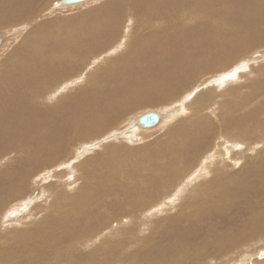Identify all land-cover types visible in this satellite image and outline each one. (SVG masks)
<instances>
[{
	"label": "bare ground",
	"instance_id": "obj_1",
	"mask_svg": "<svg viewBox=\"0 0 264 264\" xmlns=\"http://www.w3.org/2000/svg\"><path fill=\"white\" fill-rule=\"evenodd\" d=\"M44 1L0 0V23L9 25L23 21L20 20L23 17L34 18L32 15L36 12V6ZM86 1L89 0L74 3L58 0L54 6L60 8ZM76 16L39 22L32 26V36L23 30L26 34L22 38V46L11 48L0 61V144H4V147L0 146V198L6 196L0 200V212L7 206L13 207L4 215L5 221H8L21 210H30L29 204H34L32 209H38L41 204L34 201L45 195L48 198L44 203L49 204L39 223L29 224L30 222L24 220L20 228H11L7 235L0 236L4 242L8 239L15 244L13 248L11 244L0 247V264H65L64 258H76L78 254L79 261H74L75 264H85L84 259L90 256H86L80 250L81 247L90 246L91 251L98 254L112 252L109 247L121 246L126 236L131 239L132 229L128 228V224L134 222L133 216H129L125 230L113 228L120 222L115 216L114 223L108 218L110 224L107 221L101 223V228L94 230L97 234L90 232L89 235L94 234L91 239H83L81 233L84 231L79 230L77 225L68 227L70 222L64 219L71 206L78 205L81 209L83 206L95 204L88 212L79 211L77 216L76 224L80 222L88 225L87 214L98 213L94 211L97 206L101 202L105 204L104 201H99L98 196H111L120 189V185L125 186L127 191L136 190V196L141 195L137 202L139 206H151V195L166 194L169 188L176 186L173 179H182L188 165L189 168L194 165L216 129L220 131L219 135L227 140L245 142L244 150L234 156L232 163L225 159L217 160L219 163L215 162L210 168L206 179L190 185L189 191L193 193L188 192L185 195V201L179 204L177 213L180 214L176 218L175 215L166 218V215L157 219L155 225L152 223L155 228L151 232L157 233L155 241L161 242V235L167 233L168 239L164 240L167 248L162 249L160 258L146 259L147 261L144 259L142 264H204L203 260L208 257L227 256L231 248L254 239H262L263 236L258 235L264 232V63L259 61L264 59V54L260 55L257 51L253 53L252 60H259L253 62L254 66H250L248 70L251 62L247 60L237 59V65L228 64L239 58L241 51L245 49L264 48V0H104ZM58 28L77 29L73 37L76 42L70 44L64 40L60 44L52 40L53 30ZM12 31L18 33L21 29L17 27ZM35 33L39 36L42 34L41 39L44 37L43 41L37 38L41 41L40 44L33 38ZM11 34L13 35L12 32ZM122 36L123 42L118 43ZM0 39L1 47V36ZM111 39L116 40L111 42ZM94 41L99 44L100 51L116 53L115 60L110 58L109 61L122 68L126 63L133 66V57L145 53L147 57L142 55L144 61L139 64H147L152 71L143 77L140 72L145 70L140 67L138 72H130L129 77L124 80L120 79L122 72L116 73L120 69L117 67L107 75H116L117 79L123 80L122 83H118L114 88L106 87L108 84L104 86L108 82L107 75L100 72V66L93 68L95 63L91 52L96 47ZM152 42H156L154 49L160 54L156 57L150 56ZM190 47L195 48L196 52L190 51ZM72 52L75 54L73 58L70 55ZM164 55L168 56L167 59ZM86 65L88 71L85 70L84 74L76 76L80 68L82 69L81 66ZM195 66L200 67L196 71L199 73L196 77L199 79L203 73L208 75V72L211 74L219 71L210 82L215 88L207 87L209 89L205 88L197 93L191 104L193 115L166 130L167 140H164L165 145L160 150L154 151L156 147L152 149L149 146L129 151L107 143L101 151L86 156L72 168L73 172H81L76 174L81 176V181L74 193L59 192L53 185L55 182L42 188L40 182L33 184L32 175L36 166L49 167L59 161L63 165L73 162L78 153L82 155L96 146L97 142L89 143L90 140L100 138L98 136L104 134L110 125L121 115L134 109L137 104L159 102L167 96L165 92L168 89H171L172 94H168L172 96L192 84H197L193 93L196 89H201L203 85L199 86V83L194 82L192 68ZM223 66L228 67L221 70ZM50 70L56 72L55 75L52 72V75L47 76L46 73ZM27 73L30 76L26 77ZM101 73L104 75L98 77ZM246 73L254 76L251 78ZM239 75V78L244 77L243 82L237 81ZM67 76L72 77V80L63 79ZM148 77L149 80L145 81ZM11 78H15L16 85L8 84ZM27 78L32 85L28 90H24L31 84ZM72 81L78 83L79 87L66 93L64 85ZM149 82L159 84L155 83V89H151L146 86ZM34 83L41 85L36 87ZM162 86L164 88L160 89ZM3 88L12 93L8 94ZM34 88L39 90L34 93ZM31 95L42 99L53 98L49 101L53 102L40 106L32 101ZM85 98H88V105L83 104ZM209 100L213 110L208 112L211 113L212 119L213 116L218 118L215 124L205 118L207 116L194 117L202 110L204 102ZM156 113V126L167 121L165 113ZM142 115L133 117L130 122L131 133L138 128H150L140 123ZM69 133H73V137L66 136ZM70 146L76 152L67 156ZM235 147L239 148L241 145L236 144ZM140 153L149 157L151 161L147 160L148 163L154 164L158 173L155 179L149 178L147 174L139 176V181L135 176L131 178L137 167L126 165L132 156ZM185 156L188 162H182ZM214 158L216 160L215 156ZM137 164L138 168L146 165L142 160H138ZM52 168L54 167L50 169ZM119 168L123 170V178L119 175L121 172L117 171ZM50 173L55 179H62L63 174H57L56 169L44 175L48 177L51 176ZM203 173H206V170ZM162 181L167 183V189L154 187ZM196 186L198 187L194 189ZM52 211L61 212L55 214ZM158 211L162 209L158 208L155 212ZM112 213L117 214L114 210ZM182 214L184 218L188 215L184 220L185 228L181 225L184 223ZM138 220L135 218V221ZM162 225L166 229L159 227ZM5 229L6 226L0 220V230L6 231ZM88 230L86 228V231ZM137 240H134V244ZM178 245L188 247L181 251L179 256H173L172 249ZM122 248L114 264H136L126 259L132 255L129 253L131 250L128 247ZM125 250H128V253Z\"/></svg>",
	"mask_w": 264,
	"mask_h": 264
},
{
	"label": "rangeland",
	"instance_id": "obj_2",
	"mask_svg": "<svg viewBox=\"0 0 264 264\" xmlns=\"http://www.w3.org/2000/svg\"><path fill=\"white\" fill-rule=\"evenodd\" d=\"M102 1H104V0H89V1H86V2H83V3H80V4H75V5L72 4V5L65 6V7L55 8L54 5L57 4L58 0H45L44 2H42V3H40V4H38L36 6L37 7L35 9L36 12L32 15L34 18H31L30 16H29L30 17L29 19L23 17V18L20 19V20H23V21H21V22H18V21L17 22H13V23H11L9 25H6V24L3 25V22L0 23V36H1L2 40H3V44L0 47V61H2L3 58L5 57V55L7 53H9L11 48H18V47L22 46V38L26 34L25 32L30 33L29 36H32L31 34H32V31H33L32 30V26L33 25H35V24H37L39 22L45 21V20H51V19L57 20L60 17L61 18H69V17L75 18V17H77L76 15L78 13L84 12V11L94 7V6H97ZM25 19H27V20H25ZM126 20H128V19H126ZM127 23H128V21H127ZM17 27L18 28L20 27L21 31L18 32V33H14L12 30H13V28H17ZM11 32L13 33V35L11 34ZM61 32H63V33H61ZM76 32H77V29H75V28H67V30L63 29V28L54 29L53 33H52V40H54L55 42H59L60 44L62 42H64V40H66L70 44L71 43H75L76 40L73 37L75 36ZM41 35L42 34H40V36H39L37 33H35L33 35V38H35V40L37 41L38 40L37 38L41 39L40 37L43 36V35L42 36ZM64 37H66V38H64ZM41 40L43 41L44 37ZM115 40L116 39H114V40L111 39V42H114ZM122 40H123V36L121 37V40L118 41V43L123 42ZM40 42L41 41L38 40L37 44H40ZM94 43H95L96 47L91 52V55H93V57L92 56L91 57L94 58L93 62L95 63V65L93 67V65L88 64V65L91 66V68L92 67L93 68H97L98 66H100V70H102L100 72L105 73L107 75L108 72H110V71L112 72L117 67H119L120 69H118L116 73H121L122 72L121 73L122 75H121L120 79L123 78L124 80L127 79V77H129L128 75H130L129 74L130 72H131V74L134 73V72L135 73L138 72L140 70V67H141V69L145 70V71L140 72L143 77L146 76L149 71H152L151 67L147 66V64H146L147 60L144 62V64H146V65L139 64L140 62L142 63V60L144 61L143 56L144 55L146 56L145 53H141L139 56L136 55L135 57H133V60L136 63L135 64L133 62V66H132L131 63H126V64H124V66L122 68L120 65L116 66L115 63L110 62L111 59H112V61L115 60L114 58L116 57V53L100 51L101 49L98 48L99 44L97 43V41H94ZM155 46H157L156 42H152L150 44V47L152 48L151 52H150V56L151 57H153V56L156 57V56L160 55L159 52H157V50H155L156 49ZM154 47H155V49H154ZM189 49L192 52H196L195 48L190 47ZM256 51L260 55H261V53L264 54V48L263 47H262V49L261 48L245 49V50L241 51L240 55L238 56L239 58H236L233 62L228 64V66L229 65H237L240 60H247V61L251 62V64H249V66L247 67V70H248V68L250 66H254V65H252L253 62H255L256 60H259L258 58L254 59L255 61L252 60V56L251 55L253 53H255ZM100 52L102 54H100ZM168 52H169V50H168ZM105 54H107L109 56H107ZM70 55L72 56V58L75 57L74 52H72V54H70ZM250 56H251V58H250ZM164 57L167 59L168 56L164 55ZM104 59H105V61H104ZM95 60L97 61V63H96ZM137 61H138V64H137ZM259 62L264 63V59L262 61L260 60ZM87 63H88V61H87ZM88 65L81 66L82 69L80 68V70H79L80 72L78 71L79 73H77L75 75L77 76L79 74L81 76V74L85 73V70L88 71V68H87ZM104 65H105L106 69L103 68ZM228 66H225V68H224V66L221 67V70L226 69ZM83 67H84V69H83ZM199 69H200L199 66L198 67L195 66L194 68H192V73H193L194 82L199 83V86L203 85L201 87V89L200 88L196 89V91L193 93V88L196 87L197 84H196V86L194 84H192L191 86H189V88L184 89L186 92L184 90H182L181 92H179L177 94L175 93L174 96L169 95V94H172V91L170 93L171 89H168L165 93L170 98L165 96V98L161 99V101L153 103V104H149V103L145 104V102L137 104L136 107L134 106L135 108L133 107L134 109H132L128 113H125V114L121 115V117L114 124L109 126L110 128H108V130L104 134H101L100 136H98L100 138H97V136H96L97 139H93L92 138L93 140H90L89 143H93L94 144V143L97 142L96 146H94L93 149H90V151H85L82 155L78 153L76 155L75 159L73 160V162L70 161L71 163L67 162L66 164L63 165L62 162L59 161V162H57V164L49 166V167L48 166L43 167L41 165L36 166V169H34L35 173L32 175L33 184L34 183L36 184V182L37 183L40 182V185H41L40 188H42V187H44L47 184L55 182L53 185L59 190V192L62 191L61 193H64V194L74 193L75 189L78 188V186L80 185V181H81V176L78 177L76 174L79 175V173H81V172L80 171L73 172L72 168L77 164L78 161L81 162L82 159H84L86 156L93 155L96 152L101 151L102 148H103V145H106L107 143L111 144L113 146H116V147H118L120 149L124 148V149L129 150V151L136 150V149L143 148V147L147 148L149 146L152 149L156 147L154 149V151L160 150L162 148V146L165 145L163 143L164 140H167V138L165 137L166 130L168 128L172 127V125H174L175 123L181 122L184 119L190 118L193 115L191 104H192L193 98L197 95V93L202 91V90L204 91V89L207 88V87H209L210 89L212 87L215 88V85L213 83L211 84L210 82L218 74L219 71L211 72V74H209V72H208V75H207V73L206 74L203 73L202 74L203 76H201V79H199L198 77H196V75L199 74L196 71L199 70ZM52 72H53V75H55L56 72H54L53 70H50L48 73H46L47 76L48 75H52ZM244 72H247V71H244ZM102 73L98 77H101L102 75H104ZM28 74L29 73L26 74V77L30 76V74L29 75ZM246 74L248 75V73H246ZM34 75H35V73L33 74V76ZM70 76H67L66 78H63V79L64 80L65 79L66 80H70V79L72 80V77L70 78ZM248 76H250L252 78L254 75L253 74H249ZM107 77H108V79H106V81H108V82H106L104 84V86H106L108 84V86H106V87H109V88H112V86L114 88L118 83H122V81H123V80L117 79L116 75H115V77L114 76L113 77H109L107 75ZM239 77H240V75L237 77L238 78L237 81L243 82L244 81V79H243L244 77L243 78H239ZM150 78H151V75H150ZM14 79L11 78L10 81L8 82V84L10 83V84L16 85V82H15ZM27 79H29V78H27ZM144 80L145 81L149 80V77L147 79H144ZM27 81L30 82V79L27 80ZM75 81H77V80H75ZM75 81H72V82L67 83V84L64 85L63 89L66 91V93H69L73 89L76 90L79 87V84L76 83ZM60 83H58V84H60ZM155 83L159 84L158 82H153V83L149 82L148 84H146V83L145 84H146L147 87H149L151 89H155V85H154ZM34 84H35V86L36 85L37 86L41 85L40 83L39 84L34 83ZM206 84H207V86H205ZM31 85H32V83L27 88H25V89L23 88V89L24 90H28ZM35 88H34V90H35ZM161 88L163 89L164 87L162 86V87H160V89ZM209 88H207V89H209ZM57 89H58V91L60 90L59 87ZM216 89H217V87H216ZM3 90L4 91L6 90V92H8V94L12 93L11 91L9 92V90L5 89V88H3ZM20 90H22V89H20ZM38 90L39 89L35 90L34 93H36ZM102 91H103V89H102ZM108 91H110V90H108ZM190 91H191L192 95L189 96ZM36 95H38V94H36ZM98 95H100V94H98ZM5 96H7V93H6ZM117 97H120V96H117ZM96 98H97V96H96ZM31 99H32V101L37 102V104L40 105V106H45V105H48V104L53 102V101L49 102L53 98H46V99L44 98V99H42V97H36L35 95L34 96L31 95ZM99 99H100V97L98 98V100ZM223 99H225V98L223 97ZM88 102H89L88 98H85V100L83 101V104L84 105L85 104L88 105ZM210 102H211V100L205 101L202 110L199 111L197 114H195L194 117L197 116V115L198 116H204V117L207 116L205 118H207L210 122L215 124V123L218 122V118L213 116V119H212L211 113L208 112L210 110L211 111L213 110V107L210 104ZM179 109H180V111H179ZM149 111H156L160 115L165 113V117H166L167 121H165L164 123L161 122L157 126L155 124L152 128L150 127L148 129H141V128L137 127L138 129H135L134 130L135 132L132 131V133H131L130 132L131 131L130 130L131 129L130 128V125H131L130 122L133 121V119L136 116H140V115H142V114H144L146 112H149ZM171 111H173L174 113L171 112ZM176 111H178V112H176ZM215 112H217V111H215ZM208 115H209L210 118L208 117ZM248 124H249V122H248ZM251 124H252V122H251ZM219 134H220V131H218V129H216V131L214 130L212 139L209 141L208 145H206L204 147V151L201 152L202 154L200 153L198 155V157H200L202 159L197 157L194 165L191 164L192 167L189 168V165H188V168L186 169L185 173L183 174L184 176H182V179H180V180L177 179V178L173 179V184L176 185L175 187L173 186L174 190H173V187H171V188H169L168 193H166V194H164V193L161 194L160 193V194L157 195V193H156L154 196L151 195L150 198L152 200H150V202L153 203V204H150L151 206H147V207H143L142 205L139 206L137 204V202L141 198V195L140 196H136V194H135L136 190L131 192L132 189H130L129 191H127L126 187L125 186H121V185H120V189H117V192H114L113 195H111V196H106L107 194H105L104 196L103 195H99L98 196L99 201H104L105 204H101L102 203L101 202L99 204V206H97L96 210H94V211H96L98 213H96V214L93 213V215H89V213L87 214V216H88L87 217V220H88L87 222H89L88 225L86 223L82 224L80 222H79V224L78 223L76 224V221H77V218H78L77 216L80 213L79 211L82 210L83 212H88L89 208H91L92 206H95V204L94 205L91 204L89 207H84L83 206V207H81V209L78 207V205H72L70 210L65 214L64 219L66 220V222H70L68 227H71L72 225H77L76 227L79 230L82 229V231H84V232L81 233V238H83V239H91L92 235L97 234L98 232H96L94 230L101 228V225L104 224L105 221H107V223H109L108 218L112 219V222L113 221L115 222L116 220L120 221L119 224L117 223L113 227L115 230H119L120 228L125 230L126 229L125 228V223L128 222V219H129L130 215L133 216V221L134 222H132V223L129 222V224H128V228L132 229L131 232H130L131 236H132L131 239L126 236L125 237V242H124V244L121 243L122 244L121 246L113 245V248L109 247V251L112 250V252H109L108 254L106 252H103L102 254H98L97 252L96 253L92 252L91 251L92 247H90V246L81 247L80 250L82 252H84L86 256H90L89 258L84 259L85 260V264H88V262H89V264H114L115 263V259L121 254L120 252H122V249H123L122 247H125L126 249L128 247V249H130V247H132V246L133 247L130 249L131 252H129L130 254L132 253V255L126 257V259L128 261H131L133 263L135 262L136 264H142L144 259H145L144 261H147L146 259L152 260L153 258H155V259L160 258L161 256L159 257V255L162 252V249L167 248V247H165L166 241L164 242V240H167L168 238H167V235H166L167 233L164 232L165 234L161 235V236H163V237H161V239H162L161 242L160 241L157 242V241L154 240V238L157 235V233L156 232L152 233L151 230L153 228H155L154 227L155 221H158L157 219L166 217V215H167L166 218L174 217L173 215H175V218H176L180 214V213H177L179 204H181L182 202L185 201V195L188 192H189V194L193 193L191 190L189 191V186L190 185L193 186L194 184L198 183L200 180L206 179L209 176V174H207L208 171L210 170V168H212L214 166L215 162L219 163L220 160H224L225 159L228 162L232 163L234 161V159H235L234 156H237L239 153L242 152V150H244V146H245L244 143L245 142L241 143L239 141H234V140L230 141V140L225 139L224 137H222V135H219ZM70 135L73 137V133H69L66 136H70ZM128 135H129V137H128ZM71 136L69 138H71ZM161 140H162V142H161ZM76 141H78V140H76ZM98 142H100V143H98ZM221 143H223V144H221ZM236 144H240L241 147H239V148L235 147ZM83 145L84 144L82 143L81 146H83ZM0 146L2 148V147H4V144H0ZM78 151L79 150H77V152ZM72 152H73V155H74L76 150L72 146H70L69 151H67V153H66L67 156L69 154H72ZM203 153H204V155H203ZM214 156L216 157V160H215ZM144 157H145L146 160L144 159ZM154 159L156 161L159 160V158H154ZM138 160L144 161L146 163V165L142 166V168L141 167L138 168V164H137ZM147 160L151 161L149 159V157L144 156V153L136 154L135 156H132L128 160V163H127L126 167H128V165L133 166V167H137L136 168L137 171L133 172L134 174L131 175V178H133V176H135V178H137L138 181H139L140 180L139 176H141L143 174H147L149 178H153V179L156 178V175H158V173H157V171L155 169V166L152 163H148ZM217 160H219V161H217ZM185 161L188 162V158H186V156H185V160L182 161V162H185ZM178 163H181V162H178ZM50 165H51V163H50ZM51 167H54V168L50 169ZM120 167H122V166H120ZM53 169H56L57 174L60 173V172L63 174L62 179H55L53 177V174H51L52 172L50 173L51 176L46 177L44 175V174L49 173ZM205 170H206V173H203ZM70 171H71V173H70ZM117 171L121 172V173H119V175H120L121 178H123V170L121 168H119V169H117ZM69 176H70V178H69ZM74 178H75L76 181H74ZM135 178H134V180H135ZM34 180H35V182H34ZM124 184H126V182ZM28 185H30V180L28 181ZM166 185H167V183L165 181H162L161 183H159L158 185H156L154 187L155 188H159V189H167L168 185L167 186ZM197 187L198 186L193 187V188L195 189ZM180 193H181V195H180ZM46 196L47 195L37 199V201H34V202H36V204H41L38 209H36V208H35L36 210L32 209L31 207H33L34 204L33 203L29 204L30 205V210H21L12 219H9L8 221H5L4 215H6L7 212L10 209H12L13 207L7 206L2 212H0V217H2V219H0V220H2V224H4V226H6V229H7V230L5 229L6 231L0 230V236L2 237V235H7L8 234L7 231L11 232V228H20L22 226L24 220H26L27 222H30L29 224H31V223H39L40 221H42L41 218L46 214V212L48 210V206H49V204L44 203L46 201V199L48 198V196L47 197ZM189 196H192V195H189ZM4 198H6V196H3L2 198H0V200H3ZM49 199H48V201H49ZM107 199H109V200H107ZM170 201H173V202L169 203ZM67 202H68V200H67ZM110 202H111L112 205L110 204ZM137 207H140V208H137ZM151 208H153V209H151ZM158 208L162 209V211L155 212L156 209H158ZM121 209H123V210H121ZM113 210L118 215L117 214H113L112 213ZM131 211H133L134 213L131 212ZM52 212L57 214V213H59L61 211H58V212L52 211ZM119 212H120V214H119ZM24 213H27V215L24 214ZM182 213L184 215L186 214V212H182ZM183 214H182L183 218L181 217V219L183 220L184 223L181 224V225H182V227L185 228L186 224H185L184 220H186L188 215L184 218ZM115 216L117 217V219H116ZM135 218H136V220H138V219L139 220L135 221ZM47 226L48 225H46V227ZM89 226H90V228H89ZM163 226L164 225L159 226V227H161L162 229H166ZM86 228L89 229V230L86 231ZM85 232H86V234H85ZM90 232H93L94 234L92 233V234L89 235ZM189 233H190V230H189ZM146 234H148V235H146ZM263 234H264V232L258 235V236H263L262 239H258V240L254 239V240H252V241H250L248 243H244V244H242V245H240L238 247H235L236 249L235 248H231L232 250L230 249L228 251L229 254L227 256H219V258H217L218 256L217 257H211V258L208 257L207 259L203 260V262H204V264H211V263L212 264H262L263 261H264V250H263L264 249V242H263L264 235ZM86 237H88V238H86ZM6 238H8V237L6 236ZM126 239H129L130 241L126 240ZM136 239H138V240L135 243L136 244L135 245L134 244V240H136ZM153 241H154V243H153ZM11 242H13V241L12 240H8V239L6 240V242H4L3 238H1L0 239V247L4 248L5 246H8L9 244H11V248H13L15 246V244H13ZM96 242H98V240ZM23 243H25V242L23 241ZM164 243H165V245H164ZM114 244H118V243H114ZM142 247H143V249H142ZM186 247H188V246H186ZM186 247L185 246H179V245L175 246L174 248L176 250L174 248L172 249L173 250L172 251L173 256H175L176 254H178V256H179L181 251H183ZM132 249H134V250H132ZM125 251H126V253H128V250H125ZM154 251H155V253H154ZM243 252H245V253H243ZM221 254H225V253H221ZM101 256H103V257H105L107 259L104 260V259H102L103 257H101ZM111 256H112V258H110ZM78 258H79V254L77 255L76 258H74V257H66V258L63 259V261H64L65 264H75L76 261H79ZM108 259H110V260L108 261ZM84 260H82V261H84ZM100 260L104 261V263H102ZM45 264H54V263L46 262Z\"/></svg>",
	"mask_w": 264,
	"mask_h": 264
},
{
	"label": "water",
	"instance_id": "obj_3",
	"mask_svg": "<svg viewBox=\"0 0 264 264\" xmlns=\"http://www.w3.org/2000/svg\"><path fill=\"white\" fill-rule=\"evenodd\" d=\"M80 0H65L66 3H74ZM0 43H1V39H0ZM156 112H146L144 113L141 117H140V123L144 126V127H151L153 125H155L157 123V116L155 114Z\"/></svg>",
	"mask_w": 264,
	"mask_h": 264
}]
</instances>
